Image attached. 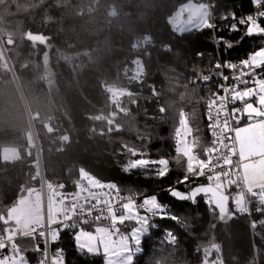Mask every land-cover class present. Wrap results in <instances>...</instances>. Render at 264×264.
Wrapping results in <instances>:
<instances>
[{"label":"trees","instance_id":"1","mask_svg":"<svg viewBox=\"0 0 264 264\" xmlns=\"http://www.w3.org/2000/svg\"><path fill=\"white\" fill-rule=\"evenodd\" d=\"M192 1L208 8L214 32L181 34L173 27L177 10ZM255 9L252 0H0V43L15 74L0 46V150H19L16 160L0 155V216H7L29 190H41L34 131L46 197L49 188L56 196L77 192L89 174L115 183L122 195L134 194L136 200L156 195L175 214L176 220L152 219L134 264H264V209L255 201L251 223L246 215L238 216V184L224 190L225 213L205 197L190 203L169 194L170 188L181 190L177 185L185 174V163L174 162L182 120L201 158L202 150L212 146L208 101L214 93L221 95L223 81L213 75L205 84L202 74L221 72L217 61L239 63L264 47V36H244L245 28L229 32L220 17ZM144 36L153 46L135 48ZM219 37L234 46L217 43ZM166 44L168 51L162 50ZM135 58L144 66L138 77ZM222 71L230 87L233 71ZM246 86L253 85L241 89ZM107 87L128 92L113 102ZM133 150L145 158L169 159L170 172L162 179L150 170L124 172L126 162L140 158ZM101 224L109 221L82 228L93 232ZM135 226L126 221L119 227L130 234ZM4 227L0 222V232ZM77 231L61 230L58 241L47 245L50 262L62 249L65 264H104L102 255L78 250ZM17 243L30 264H38L44 239L18 238ZM36 245L40 251L32 250Z\"/></svg>","mask_w":264,"mask_h":264},{"label":"snow or ice","instance_id":"2","mask_svg":"<svg viewBox=\"0 0 264 264\" xmlns=\"http://www.w3.org/2000/svg\"><path fill=\"white\" fill-rule=\"evenodd\" d=\"M256 9L264 6V0H252ZM234 21L228 27L229 32L240 31L239 26H245L244 36H264V25L260 20L264 18V10H259L255 14H247L245 17L236 19L235 13H231ZM211 15L208 8L204 5H195L188 15L187 23L183 32L192 30L213 29L217 26L211 22ZM222 19H228L227 16ZM244 36H241L240 41ZM240 41H237L239 43ZM217 43H222L228 49L234 45L224 37H219ZM227 68L233 71L231 79L234 83L230 87H219L224 95L214 93V98L208 101L207 117L209 120V129L213 137L212 146L207 150H202L205 158H201L198 152V146L193 140L191 143L187 137L190 134L185 133L182 128L176 131L174 162L180 165L185 163V174L178 183L184 184L191 178L206 177L208 183L191 187L188 191H180L177 188H170L169 194L172 198L179 201L195 203L198 196L206 198V203L217 200V188L212 181H220L224 176L231 174L233 165L238 157L241 164L235 169L237 173H242L237 180L242 179L250 188H259L264 192V47L251 52L246 59L239 63L225 62L223 65L219 61L215 64V69ZM218 75L224 81L230 77L223 72H211L202 74V81L207 84ZM251 77V79H246ZM252 84L251 87L241 85ZM230 94V96H229ZM255 98V103H253ZM230 99L232 104L240 102L243 107H233L231 110V120L227 110V102ZM247 117L249 121L245 126H231L234 120L237 125L240 120ZM184 121H182V124ZM234 133V137L232 136ZM133 156H139L138 159H132L126 162L123 171L132 170L152 171L158 178H165L170 172V160L167 158L149 159L145 158L143 152L133 150ZM181 157L183 158L181 160ZM217 169H226L224 172ZM236 181H232L235 183ZM70 203V207L65 204ZM99 214L93 217V211ZM141 212L145 214H141ZM92 217L95 221H109L108 226H97L94 232L86 231L79 227L77 219L81 223L88 224ZM153 218L176 220L175 214H171L165 205H162L156 195H151L143 199L142 203L137 204L135 195L129 194L122 196L120 189L115 183L103 184L99 181L90 182V186L81 189L76 194V198L70 202L65 199L61 205L53 209L49 206L48 225L49 231L45 232L43 228V216L39 215L31 205L21 204L9 211L7 216H0V222L5 225L0 232V264H30L26 258L25 249H22L17 243L18 238H30L35 240L38 237L43 238L45 248L38 264H48L47 245L50 242H56L60 238V231L64 229H76L75 242L81 253H87L92 256L102 255L104 264H134V258L141 252L142 238L145 237L151 226ZM126 221H134L136 227H133L130 234L121 233L120 227ZM37 226V227H34ZM60 225V228L53 227ZM33 251H40L39 245H36ZM51 264H65L63 250L57 252L51 257Z\"/></svg>","mask_w":264,"mask_h":264},{"label":"built area","instance_id":"3","mask_svg":"<svg viewBox=\"0 0 264 264\" xmlns=\"http://www.w3.org/2000/svg\"><path fill=\"white\" fill-rule=\"evenodd\" d=\"M259 10H264V6H263L261 9H255V10L249 12V13H246V14H237V15L235 14V16H236V19H237V21H238L240 18L245 17L247 14H255V12H257V11H259ZM225 16H227L228 19H226V20H225V19H222V17H225ZM262 19H264V18H262ZM262 19H261V20H262ZM220 20L222 21L221 26H223V25H229V26H230V24L234 22V21L232 20L231 16H228V15H226V14H222L221 17H220ZM261 20H260V21H261ZM211 22L214 23L212 20H211ZM181 24H182L181 19H178L177 21H175V22L173 23V27L176 28V29H178V28L181 26ZM239 27H240V28H245V26H239ZM214 29H215V28L210 29V30H212V32H214ZM245 29H246V28H245ZM139 45H140L139 47H143V48H145L146 46H153V43H151V41L149 40V38H147V37L144 36V37L142 38L141 42L139 43ZM162 50H164V51H168V50H170V46H169L168 44H166V45L162 46ZM220 64H221V63H220ZM220 71L223 72V71H222V68L220 69ZM223 74H224V72H223ZM224 75H225V74H224ZM222 81H223V85H224V87H228L227 84H226V82H225L223 79H222ZM221 95H224V92H223V91H222ZM229 96H230V94H229ZM226 107H227V110H228V112H229V119L231 120V110H232V108H233V107H240V108H242L243 105L240 104V103H237L236 105H233V104L231 103L230 99H229L228 102H227ZM244 118H245V117H244ZM244 118L240 120V124L243 123ZM240 124H239V125H240ZM239 125H237V124L235 123L234 120L232 121L231 126H232L233 128H235V127H237V126H239ZM207 129H208V133H209L211 139L213 140V137H212V135H211V130L209 129V120H208V117H207ZM232 136L234 137V133H232ZM234 159H237V160H236V163L233 165V169H232V171H231V174L222 177V178L220 179L219 182L216 181V180H213L212 183H213L214 186H216L218 189H220L221 191L224 192V190L228 189V188L230 187V185L233 184L232 181H236L235 184H238V185L240 186V188H241V194H242V198H243V207H242L241 209H238V210H237V215H238V216H244V215H246V216L249 218L250 223H251V220H252V219H251V216H252L251 214H252V211H253V210H252V206H253V204L255 203V201H256V196L259 195V192H258V191H257V192H249V191L245 188V186H244V181H243L242 179L237 180V177H238V176H242V173H237V172L235 171V169L241 164V161L238 159V157H234ZM217 171L224 172V171H226V169H217ZM93 181H98V180H96L94 177L90 176L89 174H86V175L84 176V180H83V182L81 183V185H80V187H79V189H78L77 192L72 193V194H69V193H62V194L56 196V199H57L56 202H57L58 206H60L61 203H62L65 199H67L69 202H70L71 200L75 199V198H76V194H77L78 192H80L81 189H86V188H88V187L90 186V182H93ZM99 182H100V183H103V182H101V181H99ZM207 183H208V181H207L206 177H199V178H195V179L190 177V179H189L188 182H186V183H184V184H180V183H179L177 186L181 187V188H180L181 191H188V190H189L191 187H193V186L200 185V184H207ZM103 184H107V183H103ZM120 194H121V193H120ZM121 195H122V194H121ZM122 196H124V195H122ZM142 201H143V200H142ZM142 201H140V200H136L137 204L142 203ZM64 206H65V207H70V203L65 204ZM98 214H99V213H98L97 211L94 210L92 215H93V217H94L95 215H98ZM84 218H85V219H89V221H90L89 223H91V222H93V223H97V221H95L94 219H92V217H86V216H85ZM99 222H101V221H99ZM99 222H98V223H99ZM77 223L79 224V227H83V226L85 225V224L81 223L80 219H77ZM55 226H56L57 228H60V225H55ZM79 227L76 228V229H71V230H78Z\"/></svg>","mask_w":264,"mask_h":264},{"label":"rangeland","instance_id":"4","mask_svg":"<svg viewBox=\"0 0 264 264\" xmlns=\"http://www.w3.org/2000/svg\"><path fill=\"white\" fill-rule=\"evenodd\" d=\"M195 5H201V4H197V3L192 1V2H188V3L184 4L183 6H181L177 10L174 19H175V21H177L178 19H181V21H182L181 26L177 29L179 32H182L183 29L185 28L189 12H190V10L193 7H195ZM139 46H140L139 43H137L135 48H138ZM1 49L3 51H5L2 46H1ZM4 58H5V56H4ZM5 60H6V58H5ZM8 65H9V68H10L11 67L10 64H8ZM143 71H144L143 64L141 63L139 58H135L134 66H133V74H134V76L138 77L141 73H143ZM12 72H13V70L11 71V73ZM12 75L15 78V74H12ZM107 90L110 93V95H111V97L113 99V102H118L120 100V98L122 97V95H124L125 93L128 92L126 89L116 88V87H107ZM182 121H184V123L182 124V122H181V124H180V126L178 128H182L185 133H189L190 129L188 127V124H187L186 120L183 119ZM190 137L191 136L189 134L187 139L191 143V138ZM32 139L33 140H31V145H32V148L35 149L37 157H38V161H39L38 162V164H39V168L38 169H39V172H40L39 175L41 176V179H42V187H41L40 191L39 190H37V191L29 190L23 197H21V199L19 200L18 204L15 207H13V208L18 207L21 204L31 205L36 210V212L39 215L43 216V225L44 226L40 230L48 232L49 231V225H48L49 206L52 205L53 209L59 207L57 202H56L57 201V199H56V192L57 191L52 190L51 188H49L47 190V197H46V194H45L46 193V188L44 189V187H45L44 174H43V171H42L41 159H40V149L38 147V143H37V139H36L34 131L32 133ZM176 139H177V137L175 136V141H176ZM0 155H1V158L3 160H5V161L16 160L19 157V150L17 148H13V147L3 148V149L0 150ZM13 208H11V209H13ZM45 213H46V216H47V221H46ZM98 226H107V225L101 224V225H98ZM34 227H37V226L34 225ZM53 227H56V226H53ZM121 233L127 234L123 230H121ZM47 251H48V248H47ZM48 264H51L50 258H48Z\"/></svg>","mask_w":264,"mask_h":264},{"label":"crops","instance_id":"5","mask_svg":"<svg viewBox=\"0 0 264 264\" xmlns=\"http://www.w3.org/2000/svg\"><path fill=\"white\" fill-rule=\"evenodd\" d=\"M249 121L247 120V117L245 116L243 123H241L239 126L243 127L245 126ZM244 186L245 188L249 191V192H259V195L256 196V203L260 204L263 209H264V192H261V190L259 188H250L249 185L244 182ZM237 199H235L236 201V208L237 209H241L243 207V198H242V194H240V196L236 197Z\"/></svg>","mask_w":264,"mask_h":264},{"label":"water","instance_id":"6","mask_svg":"<svg viewBox=\"0 0 264 264\" xmlns=\"http://www.w3.org/2000/svg\"><path fill=\"white\" fill-rule=\"evenodd\" d=\"M0 45L3 47L2 43H0ZM2 52H3L5 58H6L7 62H8L7 55H6L5 51L2 50ZM8 64H9V62H8ZM10 70L12 71L11 67H10ZM12 74H14V73L12 72ZM199 197H203V196H198L197 198H199ZM217 200L219 201V205H220L219 207H217L215 201H213L212 204L216 207V209L220 213H225L226 210H227V207H228V196L223 191H221L218 188H217ZM48 258H49V251H48Z\"/></svg>","mask_w":264,"mask_h":264},{"label":"bare ground","instance_id":"7","mask_svg":"<svg viewBox=\"0 0 264 264\" xmlns=\"http://www.w3.org/2000/svg\"><path fill=\"white\" fill-rule=\"evenodd\" d=\"M263 7V6H262ZM212 140V139H211ZM42 187V186H41ZM44 189H45V187H44ZM46 194V193H45ZM45 196V195H44ZM45 217H46V221H47V216H46V213H45Z\"/></svg>","mask_w":264,"mask_h":264}]
</instances>
